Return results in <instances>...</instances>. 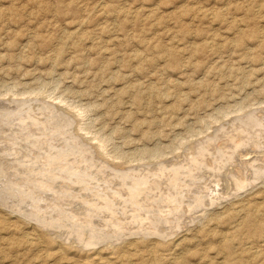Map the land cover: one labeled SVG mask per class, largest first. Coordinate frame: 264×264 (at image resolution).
Here are the masks:
<instances>
[{
  "label": "rangeland",
  "instance_id": "1",
  "mask_svg": "<svg viewBox=\"0 0 264 264\" xmlns=\"http://www.w3.org/2000/svg\"><path fill=\"white\" fill-rule=\"evenodd\" d=\"M7 108L0 264H264V0H0Z\"/></svg>",
  "mask_w": 264,
  "mask_h": 264
},
{
  "label": "bare ground",
  "instance_id": "2",
  "mask_svg": "<svg viewBox=\"0 0 264 264\" xmlns=\"http://www.w3.org/2000/svg\"><path fill=\"white\" fill-rule=\"evenodd\" d=\"M7 110H8V108L7 109H0V111L2 112H4V114L7 112ZM17 110V109H16ZM43 110V109H42ZM6 111V112H5ZM2 112V113H3ZM14 112H16V111H14ZM45 115V114H44ZM9 117V116H8ZM14 117V116H13ZM9 120V119H8ZM11 120V119H10ZM13 120H14V118H13ZM7 121V120H6ZM5 123V122H4ZM3 123V125H5ZM21 123V122H20ZM51 123V122H50ZM20 125V124H19ZM0 127H2V126H0ZM5 127V126H4ZM3 128V127H2ZM11 128H12V126H11ZM5 129V128H4ZM4 129H0V131L1 130H3L4 132H5V130ZM17 129V128H16ZM9 130H11L10 128H9ZM13 130V129H12ZM36 130H38V129H36ZM48 130V129H47ZM28 131V130H27ZM14 132V131H13ZM12 132V133H13ZM16 132V131H15ZM14 132V133H15ZM2 133V132H1ZM6 133V132H5ZM7 133H8V131H7ZM11 133V132H10ZM13 133V134H14ZM227 133V132H226ZM9 134V133H8ZM13 134H11V135H13ZM17 134V133H16ZM50 135V134H49ZM59 135V134H58ZM9 136V135H8ZM15 136V135H14ZM53 136V135H52ZM1 137V136H0ZM4 137V136H3ZM23 137V136H22ZM12 138V137H11ZM51 138V137H50ZM5 139H6V137H5ZM5 139H3V140H5ZM66 139V138H65ZM93 139V138H92ZM0 140H2V138H0ZM9 140H10V138H9ZM11 142V141H10ZM23 142V141H22ZM47 142V141H46ZM50 142V141H49ZM6 143H8V142H6ZM15 144H16V142H14ZM33 143V142H32ZM37 143V142H36ZM36 143H35V145H36ZM9 144V143H8ZM50 144V143H49ZM55 144V143H54ZM25 145V144H24ZM101 145V144H100ZM208 145V144H207ZM0 146L2 147V148H0V181L2 182V180L5 182H2V185H9L7 188H12V187H10V186H13V188L12 189H14V186L16 185L15 183V179H18L17 177H23V178H25V177H27L26 175H31L32 177L33 176H35L36 175V173H35V171L33 172V170L28 166V165H26V163H25V165L24 166H22L21 164L20 165H18V169H20V168H23L24 169V171H18V169H17V164L15 163V162H13L14 163V166H12V167H8L7 168V171H5V169L3 168V165L6 163V161H5V163H3V161L5 160V157L8 159V157L7 156H10V155H16V153H18V155H25L26 153L27 154H29L28 153V149L27 150H25V148L24 147H22V148H24V150L23 149H21V151L19 150V151H15V150H11V148H10V146H9V149L8 148H6V147H4V145L2 146L1 144H0ZM16 146V145H15ZM103 146V144L100 146V148H104V146ZM35 147V146H34ZM209 147V146H208ZM20 148V147H19ZM67 148V147H66ZM65 148V149H66ZM57 149V148H56ZM85 149H87V148H85ZM192 149V148H191ZM223 149V148H222ZM34 151V150H33ZM30 152V151H29ZM51 152V151H50ZM37 153V152H36ZM73 153V152H72ZM208 153V152H207ZM53 154V153H52ZM66 154V153H65ZM75 154V153H74ZM249 155L251 154V153H248ZM18 155H16V157L18 156ZM35 155V154H34ZM42 155V154H41ZM72 155V154H71ZM27 156V155H26ZM26 156L24 157V158H22V160H20V158L18 159V160H16V162L18 163H23L22 161H24L25 160V158H26ZM43 156V155H42ZM77 156V155H76ZM78 156H79V154H78ZM196 156V155H195ZM255 157V159L258 157H260V156H258L257 155V157L256 156H254ZM30 158H32V157H30ZM36 158H38V157H36ZM55 158V157H54ZM33 159V161L35 160V158H32ZM206 159V158H205ZM253 160V156L251 157V156H246L245 155V157L242 159V163L241 164H243V162H249L250 160ZM10 160V159H9ZM31 160V159H30ZM74 160V159H73ZM94 160V159H93ZM181 160V159H180ZM42 161V160H41ZM40 161V162H41ZM78 161V160H77ZM8 162V161H7ZM36 162V161H35ZM39 162V163H40ZM66 162V161H65ZM103 162V161H102ZM62 163V162H61ZM240 163V162H239ZM7 164V163H6ZM8 164H9V162H8ZM7 164V165H8ZM56 164V163H55ZM79 164V163H78ZM110 164V163H109ZM149 164V163H148ZM247 164V163H246ZM9 165H11V164H9ZM31 165V164H30ZM33 165V164H32ZM73 165V164H72ZM90 165V164H89ZM36 166H38L37 164H36ZM5 167V166H4ZM7 167V166H6ZM5 167V168H6ZM143 167V166H142ZM172 167V166H171ZM42 168V167H41ZM77 168V167H76ZM85 168H86V166H85ZM96 168V167H95ZM129 168V167H128ZM230 168V167H229ZM107 169V168H106ZM133 169V168H132ZM131 169V170H132ZM135 169V168H134ZM149 169V168H148ZM155 169V168H154ZM166 169V168H165ZM210 169V168H209ZM40 170V169H39ZM38 170V171H39ZM75 170V169H74ZM96 170V169H95ZM208 170V169H207ZM238 170V169H237ZM80 171V170H79ZM86 171H87V169H86ZM126 171V170H125ZM135 171H137V170H135ZM230 171V170H229ZM228 171V172H229ZM232 171V170H231ZM231 171L229 172V173H231ZM240 172H241V169L239 170ZM89 172V171H88ZM121 172V171H120ZM150 172V171H149ZM185 172V171H184ZM208 172V171H207ZM227 172V171H226ZM10 173H12V176H10L9 174ZM64 173V172H63ZM125 173V172H124ZM172 173V172H171ZM234 173V172H233ZM80 174V173H79ZM84 174V173H83ZM106 174V173H105ZM211 174V173H210ZM40 175V174H39ZM148 175V174H147ZM205 176H206V174H204ZM63 176V175H62ZM65 176V175H64ZM93 176V175H92ZM95 176V175H94ZM78 177H80V176H78ZM82 177V176H81ZM80 177V178H81ZM85 177V176H84ZM127 177V176H126ZM131 177V176H130ZM168 177V176H167ZM204 177V176H203ZM241 177V176H240ZM29 178V177H28ZM36 178V177H35ZM66 178V177H65ZM74 178V177H73ZM107 178V177H106ZM115 178V177H114ZM129 178V177H128ZM226 178V177H225ZM234 178V177H233ZM21 179V178H20ZM32 179V178H31ZM31 179H29V180H31ZM71 179V178H70ZM69 179V180H70ZM76 179H78L77 177H76ZM75 179V180H76ZM90 178H88V180H89ZM92 179V178H91ZM127 179V178H126ZM26 180V179H25ZM65 180V179H64ZM66 180H68V179H66ZM66 180L65 181H61V182H58V183H60V184H58L56 187H53V188H51L50 190L48 189L49 187H48V185L49 184H42V186L43 187H45V188H47L48 190V192L50 193V194H52L51 196H49L48 198H45L43 201L44 202H51V201H53V200H55L56 199V197L55 196H57V198H61L60 197V195H62V194H64L65 192H70L68 189H69V186H68V182H70V181H68V182H66ZM73 182H74V184H75V182L76 181H74V179H71ZM100 180V179H99ZM43 181V180H42ZM42 181H41V183H42ZM53 181H55V180H53ZM57 181V180H56ZM55 181V182H56ZM58 181H59V179H58ZM153 181V180H152ZM224 181V180H223ZM222 181V182H223ZM226 181V180H225ZM23 181H21L20 183H22ZM27 183H28V181H26ZM36 182V181H35ZM38 183H40V182H38ZM37 183V184H38ZM40 183V184H41ZM48 183H50V182H48ZM54 183V182H53ZM77 183V182H76ZM194 183V182H193ZM236 183V182H235ZM14 184V185H13ZM19 184V183H18ZM17 184V185H18ZM34 184V183H33ZM36 184V185H37ZM51 184V183H50ZM55 184V183H54ZM73 184V183H72ZM73 184V185H74ZM82 184H84V183H82ZM93 184V183H92ZM92 184H91V186H92ZM119 184V183H118ZM0 185H1V183H0ZM35 185V184H34ZM33 185V186H34ZM95 185V184H94ZM125 185V184H124ZM234 185V183H233V180H232V178H230V179H227V183H225V187H226V191H229L230 189H231V187ZM41 186V185H40ZM72 186V185H71ZM129 186V185H128ZM18 187V186H17ZM16 187V188H17ZM22 187V186H21ZM29 187H31V186H29ZM36 187V186H35ZM42 187V188H43ZM120 187H121V185H120ZM192 187V186H191ZM3 188V187H2ZM2 188H0V190L1 191H3V189ZM32 188V187H31ZM73 188H74V186H73ZM96 188V187H95ZM127 188V187H126ZM224 188V187H223ZM222 188V189H223ZM21 189V188H20ZM33 189V188H32ZM106 189H107V187H106ZM115 189H117V188H115ZM208 189V188H207ZM222 189L220 190V192L222 191ZM5 190H9V189H5ZM73 190H75V189H73ZM73 190H71V193L73 194V193H75V194H77V192H76V190L75 191H73ZM98 190H99V188H98ZM102 190V189H101ZM189 190H191V189H189ZM224 190V189H223ZM10 191H12V190H10ZM14 191V190H13ZM20 191V190H19ZM44 191H46L45 189H44ZM118 191V190H117ZM184 191V190H183ZM188 191V190H187ZM193 191V190H192ZM197 191V190H196ZM205 191V190H204ZM203 191V192H204ZM208 191V190H207ZM210 191V190H209ZM15 192H16V190H15ZM34 192V191H33ZM116 192V191H115ZM219 192V191H218ZM219 192V193H220ZM225 192V191H224ZM11 193H13V192H11ZM19 193V192H18ZM18 193H16L17 195H18ZM48 193V194H49ZM100 193V192H99ZM114 193V192H113ZM144 193V192H143ZM196 193V192H195ZM213 193V192H212ZM216 193V192H215ZM223 193V192H222ZM221 193V194H222ZM21 193H19V195H20ZM24 194V193H23ZM45 194H47L46 192H45ZM79 194V193H78ZM115 194V193H114ZM125 194V193H124ZM182 194H183V192H182ZM199 194V193H198ZM225 194H227V193H225ZM1 195H2V192H1ZM7 195H8V193H7ZM26 195V194H25ZM65 195V194H64ZM87 195H89V193L87 194ZM92 195V194H91ZM90 195V196H91ZM108 195V194H107ZM119 195H120V193H119ZM122 195V197H124L123 196V194H121ZM180 195V194H179ZM214 195L215 194H212V196L214 197ZM218 195V194H217ZM231 195V194H230ZM4 196H6V195H4ZM3 196V197H4ZM22 196V195H21ZM21 196H19L20 198H21ZM32 196V195H31ZM67 196V195H66ZM110 196V195H109ZM129 196H131V195H129ZM147 196V195H146ZM177 196V195H176ZM209 196V195H208ZM13 197H15V195H13ZM25 197H27V195L25 196ZM28 197H29V195H28ZM27 197V198H28ZM93 197V196H92ZM98 197V196H97ZM101 197H103L102 195H101ZM186 197H188V196H186ZM191 197V196H190ZM216 197V196H215ZM218 197V196H217ZM1 199H2V197H0ZM6 198V197H5ZM12 198V197H11ZM41 198V197H40ZM55 198V199H54ZM107 198V197H106ZM143 198V197H142ZM145 198V197H144ZM152 198V197H151ZM189 198V197H188ZM196 198H198V197H196ZM207 198V197H206ZM211 198V197H210ZM0 199V200H1ZM14 199H16V197L14 198ZM14 199H9V200H14ZM21 199H24L25 200V198H21ZM34 200H37V199H35V198H33ZM105 198H103V200H104ZM114 199V198H113ZM194 199H195V197H194ZM3 200V199H2ZM1 200V201H2ZM6 200V199H5ZM23 200V201H24ZM28 200V199H27ZM26 200V201H27ZM121 200V199H120ZM123 200V199H122ZM125 200V199H124ZM208 200V199H207ZM215 200V199H214ZM0 201V203H2ZM4 201V200H3ZM17 201H19V200H17ZM22 201V200H21ZM30 201H31V199H30ZM29 201V202H30ZM33 201V200H32ZM31 201V202H32ZM38 201V200H37ZM40 201V200H39ZM42 201V200H41ZM57 201V200H56ZM92 201V200H91ZM185 201V200H184ZM67 202V201H66ZM125 202V201H124ZM123 202V203H124ZM129 202V201H128ZM186 202V201H185ZM215 202V201H214ZM10 203V202H9ZM22 203H24V202H22ZM33 203V202H32ZM34 203H36V202H34ZM46 203H45V205H46ZM110 203V202H109ZM114 203V202H113ZM122 203V204H123ZM208 203V202H207ZM6 204V203H5ZM5 204H4V206H5ZM7 204H8V202H7ZM15 204H17V202L15 203ZM38 204V203H37ZM43 204V206H45L44 205V203H42ZM49 204V203H48ZM54 204V203H53ZM62 204V203H61ZM60 203H59V206L61 205ZM72 204H74V203H72ZM94 204H96V203H92V202H87V199H85V198H82V201H81V203H75V206H77V208L74 206V209L71 211V208H70V211H68L69 212V215H67L66 214V216H68L69 218L68 219H72V223H74V221L76 220L77 221V223L78 224H80V225H83L84 223H86L87 225H92V229H94V231L92 232L93 233V235L95 234L96 236H99L100 235V233H105L106 231H111V232H113V233H116L117 235H121V234H118V233H121V232H125V231H123V229H125L126 228V226H125V228H122V227H118V226H116V227H114L113 229L114 230H112L111 229V227L109 228V225H110V223H112V220H111V213H112V211L111 210H108V212L110 213V215H109V213H108V215H109V217H104V218H101V219H99V221H98V224L96 223L95 225H93V223H90L91 222V219L93 218L92 216H93V214L94 213H96V212H98V210H95L94 212H93V210L94 209H96L97 207H95V208H93V206H94ZM102 204V203H101ZM100 204V205H101ZM134 204V203H133ZM136 204V203H135ZM141 204V203H140ZM2 205H3V203H2ZM12 205V204H11ZM14 205V204H13ZM27 205V204H26ZM30 205H31V203H30ZM39 205V204H38ZM56 205V204H55ZM144 205V204H143ZM17 206V205H16ZM20 206V205H19ZM58 206V205H57ZM69 206V205H68ZM102 206V205H101ZM113 206V205H112ZM116 206V205H115ZM117 206H119V205H117ZM148 206V205H147ZM193 206V205H192ZM200 206V205H199ZM28 207H31V206H28ZM27 207V208H28ZM41 207V206H40ZM48 207V206H47ZM120 207H121V205H120ZM138 207V206H137ZM17 208V207H16ZM19 208V207H18ZM76 208V209H75ZM103 208V207H102ZM142 208H144V207H142ZM149 208V207H148ZM12 209V208H11ZM19 209H21V208H19ZM31 209H32V207H31ZM31 209H29V210H31ZM45 209V208H44ZM46 209H48V208H46ZM51 209H52V207H51ZM57 209V208H56ZM98 209V208H97ZM176 209V208H175ZM15 210V209H14ZM18 210V209H17ZM27 210V209H26ZM25 210V211H26ZM28 210V211H29ZM33 210H34V208H33ZM40 210V209H39ZM53 210V209H52ZM136 210V209H135ZM140 210L141 209H139V211L138 212H140ZM190 210V209H189ZM47 211V210H46ZM45 211V212H46ZM54 211V210H53ZM52 211V213H56V211L55 212H53ZM105 211V210H104ZM117 211V210H116ZM31 212V211H30ZM33 212V211H32ZM35 212V211H34ZM36 212H40V211H36ZM43 212V211H42ZM45 212H43V213H39V215H41L42 217L45 215L44 213ZM71 212H74V214L73 213H71ZM100 213L102 212V211H99ZM98 212V213H99ZM192 212V211H191ZM49 213V212H48ZM48 213H46L47 215H48ZM50 213H51V210H50ZM119 213V212H118ZM137 213V212H136ZM150 213V212H149ZM155 213V212H154ZM36 214V213H35ZM65 214V213H64ZM105 214V213H104ZM107 214V213H106ZM147 214V213H146ZM30 215H31V213H30ZM38 215V214H37ZM49 215H51V214H49ZM48 215V216H49ZM98 215H100V214H98ZM107 215V216H108ZM118 215V214H117ZM120 215V214H119ZM127 215V214H126ZM170 215V214H169ZM174 215V214H173ZM28 216H29V212H28ZM34 215H31V217H33ZM41 216L40 217H38V216H36V217H38V218H41ZM56 216V215H55ZM55 216H54V218H55ZM58 216H59V218H60V215L58 214ZM65 216V217H66ZM72 218H71V217ZM101 216V215H100ZM144 216V215H143ZM172 216V215H171ZM35 217V216H34ZM35 217V218H36ZM47 217V216H46ZM46 217H45V219H46ZM51 217H53V216H51ZM123 217V216H122ZM38 218H36V219H38ZM67 218V217H66ZM99 218V217H98ZM144 218V217H143ZM177 218V217H176ZM44 219V218H43ZM43 219H41L40 220V222L42 221L43 222ZM51 219H53V218H50L49 219V221H48V219H47V221H48V223L50 222V220ZM67 219V220H68ZM120 219V218H119ZM54 220V219H53ZM83 220V222H81ZM116 220V219H115ZM125 220V219H124ZM130 220V219H129ZM46 220H45V222H47ZM55 221V220H54ZM56 221H59V220H56ZM69 221H71V220H69ZM75 221V222H76ZM39 222V223H40ZM44 222V223H45ZM52 222V221H51ZM61 222V221H60ZM67 222V221H66ZM123 222V221H122ZM126 222V221H125ZM138 222V221H137ZM44 223H43V226H44ZM53 223V222H52ZM52 223H50V226L49 225H47V226H49V227H52L51 226V224ZM65 223V222H64ZM136 223V222H135ZM46 224V223H45ZM54 224V223H53ZM52 224V225H53ZM67 224V223H66ZM41 225H42V223H41ZM113 225L114 224H112V227H113ZM126 225H128V223L126 224ZM131 225V224H130ZM143 225V224H142ZM46 226V225H45ZM59 226V225H58ZM90 226H89V228H90ZM49 227L47 228L46 227V229H48V231H50V229H49ZM54 227V226H53ZM53 227H52V229H53ZM68 227V226H67ZM81 227V226H80ZM79 227V228H80ZM86 227V226H85ZM147 228L149 227V226H146ZM128 228V227H127ZM137 228V227H136ZM139 228V227H138ZM68 229V228H67ZM76 229V228H75ZM141 229H142V227H141ZM149 229V228H148ZM62 230H64V229H62ZM70 230V229H69ZM81 230V229H80ZM133 230V229H132ZM138 230V229H137ZM144 230V229H143ZM147 230V229H146ZM51 231H53V230H51ZM67 231V230H66ZM75 231H77V230H75ZM74 232V231H73ZM78 232V231H77ZM76 232V233H77ZM130 232V231H129ZM140 232V231H139ZM70 233V232H69ZM75 233V232H74ZM75 233V234H76ZM127 233V232H126ZM138 233V232H137ZM56 234H58V232L56 233ZM78 234V233H77ZM116 234H114V235H116ZM131 234V233H130ZM68 235V234H67ZM66 234L63 236V237H68ZM72 235V234H71ZM101 235H103V234H101ZM105 235V234H104ZM108 235H110V234H108ZM113 235V236H114ZM58 236H59V234H58ZM60 236H61V234H60ZM70 236V235H69ZM90 236V235H89ZM88 236V237H89ZM111 236V235H110ZM127 236V235H126ZM92 236H90V238H91ZM105 237V236H104ZM101 238H103V237H101ZM94 239H95V237H94ZM143 239V238H142ZM102 241V240H101ZM31 242V241H30ZM83 250V249H82ZM183 253V252H182Z\"/></svg>",
  "mask_w": 264,
  "mask_h": 264
}]
</instances>
